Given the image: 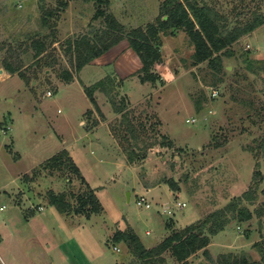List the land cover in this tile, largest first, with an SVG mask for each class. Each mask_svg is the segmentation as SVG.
I'll use <instances>...</instances> for the list:
<instances>
[{
  "label": "rangeland",
  "instance_id": "374dc122",
  "mask_svg": "<svg viewBox=\"0 0 264 264\" xmlns=\"http://www.w3.org/2000/svg\"><path fill=\"white\" fill-rule=\"evenodd\" d=\"M58 1L0 0V264H61L59 254L67 255L63 240L71 227L63 225L70 220L48 202V191L65 192L74 202L70 192L85 186L66 170L40 168L32 177L61 149L101 202L102 212L81 215L72 229L90 253L102 250L104 264H179L169 251L163 263L140 261L123 242L112 244V234L131 227L151 248L238 198L253 216L231 219L210 235L208 255L199 250L187 264H220L229 254L261 259L264 210L256 209L264 200V24L231 45L219 72L206 61L191 63L193 45L183 30L161 34V59L152 66L160 80L141 83L134 72L123 79L112 75L113 62L90 61L77 73L74 40L91 39L105 19L94 17L96 0H68L52 25H43L42 15ZM163 1L108 0L104 12L124 27L115 45L130 47L127 32L155 22ZM201 1L228 27L254 12L264 16V0ZM37 39L46 45L38 56ZM130 49L133 55L124 59L129 69L139 58ZM5 60L18 64V71L8 72ZM64 71L73 73L72 80L62 78ZM106 75L113 81L94 92L97 109L83 86ZM251 186L254 199L247 200L242 196ZM140 195L148 206L137 204ZM31 218L43 231L19 233V241L8 236Z\"/></svg>",
  "mask_w": 264,
  "mask_h": 264
},
{
  "label": "trees",
  "instance_id": "16d2710c",
  "mask_svg": "<svg viewBox=\"0 0 264 264\" xmlns=\"http://www.w3.org/2000/svg\"><path fill=\"white\" fill-rule=\"evenodd\" d=\"M107 3L108 0H96L97 10L94 15V17H104L105 27L100 32H95L91 39L82 36L74 40V63L77 73L84 65L106 52L124 38L123 25L113 15L106 14L102 8ZM67 5L68 0H59L58 6L53 9H47L45 11L46 15H42L41 17L42 24L51 26V17L58 14ZM225 19L205 1L164 0L160 6V15L155 18V22L146 25L145 29L136 27L126 34L130 48L134 50L141 61V67L134 72L138 76L139 81L141 83L150 82L151 84H155L159 79V75L152 71V66L161 59L159 51L161 34H166L173 29L183 30L187 34L189 41L193 45V53L191 54V63L193 65L206 61L212 69L219 72L222 67V56L232 55L231 45L241 36L252 32L264 24L263 14L255 12L244 23H238L232 27L227 26ZM35 43V55L38 56L45 50L46 45L41 39L35 40ZM70 48L71 46L69 45ZM3 66L10 73L18 71L20 67L18 64L8 60L3 62ZM111 77L110 75H106L93 84L83 86L90 102L97 109L99 106L94 97V92L96 90L106 91L108 84L113 81ZM62 78L68 82L72 80L73 73L64 71ZM120 110L121 107L115 106L116 112ZM90 112V109L86 111V113ZM39 165L40 167L35 169L32 177L36 176L40 168L48 171L66 170L75 174L85 186L76 195L70 192V196L74 197V202H70L65 192L49 190L47 195L48 202L54 205L58 211L65 215L80 214L88 218L92 214L102 212V205L98 200L95 190L86 182L79 166L65 149H61L51 155ZM259 174L260 172L257 171L254 175L257 176ZM170 183L174 190H178V186L174 182ZM262 190L264 192V188ZM252 192L254 191L251 186L243 193L242 197L252 200L254 199ZM262 210H264V200L260 204V207L256 209V213L259 214ZM252 216L249 208L241 204V198H238V200L236 199L226 204L223 208L214 210L203 220L191 223L181 230L172 232L151 248H146L143 245L131 227L124 230H115L111 241L112 244L123 242L143 262L159 261L163 263L165 260L162 254L165 251H169L179 264H187L188 257L199 250H202L203 254L208 255L206 246L210 242V235H214L222 230L231 219L242 222L250 219ZM205 228L207 233L203 232ZM220 264H264V251H261V259L259 260H250L244 255L229 254L228 257L220 260Z\"/></svg>",
  "mask_w": 264,
  "mask_h": 264
},
{
  "label": "crops",
  "instance_id": "0c3cea01",
  "mask_svg": "<svg viewBox=\"0 0 264 264\" xmlns=\"http://www.w3.org/2000/svg\"><path fill=\"white\" fill-rule=\"evenodd\" d=\"M131 54H132V52H131L130 47L127 48L126 44L122 45L121 43H119V44L111 47L110 49H108L106 52H104L100 56L96 57L94 60H92L94 62H91L89 64H100V63L113 62V63H115V72L113 71L114 73L112 75L116 76L117 78L123 79L126 77H131L130 74H133V72H135L136 70H138L141 67L140 59L138 58V62L134 63V61H133V67L131 69H129L130 66L124 62V59L126 56L131 55ZM116 56H118L119 58L116 59L115 58ZM135 56H137L136 53H135ZM126 68H128V69L125 70ZM123 70H125V71H123ZM87 182L89 183V186L92 187L90 182L89 181H87ZM93 188H94V186H93ZM30 213H33V212H29V214ZM45 216H46L45 218L47 219V215H45ZM65 217L67 219H69L70 221H67L66 223H64L63 227L66 230H68L71 227V233L69 232L68 237H65L63 240V245H65V249L67 250L66 251L67 255L63 256L61 253L59 254V255H61V259H62L61 264H63L64 261H65V264H99V262H102V261L104 264L106 259H104L105 257H102L103 256L102 250L98 249L99 252L94 250L95 251L94 254L90 253L83 246V244L80 243L77 240V238L73 235L74 229H72V227H74L75 220L76 221L81 220L82 216L77 215V214H68V215L66 214ZM17 221H18V219H17ZM32 221H33L32 218L27 219V221L25 222L26 228L20 227L22 225V223H20L19 227H16L13 230L11 228L12 233L9 234L8 236H13L16 239L15 241H19V239H21V236L19 235V233H21V235H23V236H25V235L30 236L31 234H36L39 227L33 226L34 223H32ZM15 222H16V219H15ZM16 224H18V223H16ZM15 226H17V225H15ZM41 226H42V223H40L39 231H43ZM66 226L68 229L66 228ZM45 228L47 229V226H45ZM52 230H55V228L52 227ZM68 231H70V230H68ZM57 252H59L58 249H57ZM46 264H51V263H46ZM52 264H54V263H52Z\"/></svg>",
  "mask_w": 264,
  "mask_h": 264
},
{
  "label": "built area",
  "instance_id": "2783aa9c",
  "mask_svg": "<svg viewBox=\"0 0 264 264\" xmlns=\"http://www.w3.org/2000/svg\"><path fill=\"white\" fill-rule=\"evenodd\" d=\"M47 94H50V92H48ZM137 204H139V205H147L148 206V204L146 203V200H145V198L144 197H142L141 195H140V197H139V199L137 200Z\"/></svg>",
  "mask_w": 264,
  "mask_h": 264
}]
</instances>
